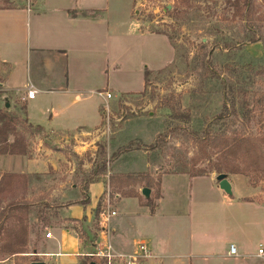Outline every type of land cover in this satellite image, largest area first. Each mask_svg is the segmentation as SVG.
<instances>
[{
  "label": "rangeland",
  "instance_id": "obj_1",
  "mask_svg": "<svg viewBox=\"0 0 264 264\" xmlns=\"http://www.w3.org/2000/svg\"><path fill=\"white\" fill-rule=\"evenodd\" d=\"M8 1L21 4L27 0L4 2ZM109 17L113 32L112 62L113 67L119 68L107 75L108 86L102 76L88 81L89 88L104 87L112 93V99L100 108L102 124L88 134L78 133L67 138L55 135V139L45 141V152L38 147V139L43 134L27 130L20 123L17 125L16 137L23 144L24 157L37 155L41 159L44 156L56 167L50 165L45 176L17 174L10 187L5 188L3 208L20 204L28 208L10 212L12 216L6 228L16 227L21 219L20 227H28V242L24 254L2 255L0 261L12 258V264H28L38 259L33 252L42 249V240L50 226L73 225L63 223V209L69 204L89 211L91 222L84 226L89 232H97L99 225L94 212L98 203L105 208L109 192L115 208L118 203L115 193L121 192L114 185L110 187L111 176L137 171L146 147L159 143L163 148L158 161L163 167L162 174L175 170L179 162V169L185 166L192 174L206 171L218 183L219 174L214 168L223 167L230 172L227 177L239 198L264 205V77L248 74L254 83L246 89H235L239 116L217 123V118L228 112L224 103L230 102L233 96L227 86L238 84L241 60L264 58V0H114ZM139 29L145 34H140ZM83 60L84 57L82 63L86 67ZM24 68L7 70L8 88L23 86ZM147 72L148 83L144 88ZM21 94L8 92L5 97H22ZM37 97L29 106L37 116H42V110L50 106V97ZM3 98L0 96L1 110L22 122L23 102L9 103ZM93 98L103 102L96 95ZM8 103L16 105L7 108ZM244 106L252 113L249 121L241 115ZM174 113L189 116L190 120L174 119ZM209 130L213 132L212 139L219 136V141L215 143L216 148L212 141L203 149L204 143L197 144L196 140L202 139ZM237 136L248 138L255 151L248 154L243 147L234 152L224 151L225 138ZM129 148L132 150L127 151ZM104 162L107 174L96 175ZM168 164L171 166L167 167ZM90 178L99 179L94 184L102 189L100 196L91 195L89 190L85 192V181ZM174 179L169 175L165 180L166 200L156 216H151L148 208L132 199L121 208L122 214L140 213L138 226L144 229L155 254L164 264H190V260L194 264L205 261L206 264H234V259L218 257L217 253L209 259L198 260L196 255L206 246L205 236L219 232L230 237L233 232L240 235L248 229L264 232V208L229 198V205L221 206L214 215L208 214L201 205L207 199L212 200V195L219 190L213 187L211 191L212 180L202 179L193 188H183L184 181L177 179L176 183ZM59 184L64 186V196L57 195ZM217 193L220 198L222 194ZM257 249L258 244L248 242L246 250L251 257L245 259L251 264L258 261L252 256ZM25 254L28 256H22ZM138 263L149 264V259Z\"/></svg>",
  "mask_w": 264,
  "mask_h": 264
},
{
  "label": "crops",
  "instance_id": "obj_2",
  "mask_svg": "<svg viewBox=\"0 0 264 264\" xmlns=\"http://www.w3.org/2000/svg\"><path fill=\"white\" fill-rule=\"evenodd\" d=\"M4 1L7 0H0V96H4L3 101L17 102V104L20 101L23 102L20 112L24 119L33 126L43 128V140L38 139L39 151L42 148V151L45 152L47 150L45 141L55 139V135L67 138L70 135L88 134L96 130L103 120L100 108L107 102L98 93H111V91L104 87L89 88L88 81L102 76L108 86L107 75L113 69L119 68L118 65L113 67L114 60L112 62L111 56L113 32L109 25V7L114 0H27L21 4L17 1L14 4H11L10 1L5 4ZM140 34L144 35L145 33L140 30ZM85 52L87 55L83 56ZM83 57L86 67L82 63ZM89 63H93V65L91 66ZM19 66L25 67L23 72L25 78L21 83L23 86L8 88L7 70H15ZM30 86L38 92L37 95L50 97V106L42 110V116H37L29 106L30 103L38 99L37 96L34 100L28 99V87ZM145 86L146 79L144 88ZM7 91L15 94L22 93L20 95L22 97L9 99L5 97ZM94 95L104 103H98L93 98ZM2 108L1 105L0 111ZM44 112L48 114L47 118H44L46 115ZM34 117H38L41 121ZM148 154L147 151L142 153L140 163L136 166L137 171L127 173L150 171L154 173V177L158 176L159 173L156 174V172L159 169L149 165ZM50 165L56 167L50 158L44 156L41 159L37 155L30 158H26L24 155L0 156V182L5 173L45 176L49 172ZM169 175L175 178L174 182L177 179H182L185 183L183 188L187 186L193 188L195 183L202 179L210 178L212 180L211 191H214L213 187L218 188L217 192H220L222 196L219 198V195H215L219 193L215 192L212 195V200L207 199L201 205L205 213L214 215L221 206L229 205V198L232 201L255 204L264 208V205L239 198L235 186L230 180L233 197L228 196L220 189L219 183L212 175L191 177L188 174H163L161 176V197L155 200L157 204L155 213L152 214L150 208L145 206L140 199L141 196L145 201H148L142 195L144 187L137 186L135 188L136 197L116 196L117 207H112V210L117 214L110 220L106 228L98 224V238L94 247L96 248L98 244L111 243L117 252L132 255L138 245L144 243L153 254V258L149 259V264H164L162 258L155 254L151 241L146 238L144 229L138 226L140 213L128 214L125 212L122 214L121 208L124 202L132 199L136 200L141 207L148 208L151 216H156L161 204L166 200L165 180ZM60 185L61 190L60 188L57 190V195L63 194L64 196V186ZM96 186L99 185L91 184L89 192L93 196H100L102 189L100 190ZM176 193H179L178 188H176ZM150 199H155V190H151ZM63 210V223L73 225H62L58 228L50 226L48 233H51V238L45 236L42 240V249L33 252L39 258L33 259L28 264L34 261H43L46 264H82L83 255L95 250L94 247L82 241L78 230V228L82 229V224L91 222L90 212L83 210V207H78V205L68 208L65 206ZM83 216L88 218L84 219ZM99 221L100 217L98 223ZM249 241L258 244L257 252L252 254L258 260L255 264H264V258L258 255L259 250L264 247V232L257 230L255 233L253 229H248L240 235L233 232L230 237L219 234V232L209 233L205 236L206 246L196 256H198V260L209 259L217 253L218 257L234 259V264H251L245 259L251 257L246 250ZM231 245H235L237 248L236 256L230 255ZM22 256L27 257L28 255ZM12 262V258H7L0 261V264H12ZM189 262L194 264L193 260ZM203 264H206V261Z\"/></svg>",
  "mask_w": 264,
  "mask_h": 264
},
{
  "label": "trees",
  "instance_id": "obj_3",
  "mask_svg": "<svg viewBox=\"0 0 264 264\" xmlns=\"http://www.w3.org/2000/svg\"><path fill=\"white\" fill-rule=\"evenodd\" d=\"M6 4V3H5ZM6 6V5H4ZM243 60V61H242ZM241 63L242 66H240L241 71L238 73V84H229L227 86L228 92L232 94V98L230 102L224 103V108L228 112H226L225 115L219 116L217 118V123L219 122H227L229 117L234 116L238 117L239 112L237 111V100L235 97V89L244 87L246 89L249 84L254 83V79L252 76H249L248 74H254L255 76L261 75L264 77V58L258 59V58H253L252 60H246L242 59ZM237 69L234 68L233 71L235 72ZM257 72V73H256ZM148 73L146 74V86L148 83ZM215 76V75H213ZM249 95V94H248ZM256 95L255 93L252 94V96ZM247 107V106H246ZM245 106L241 110V115L249 121L252 118V113L250 110H248ZM229 108L232 109V113L229 112ZM169 109V108H168ZM174 119H182V120H190L189 116L185 115H180L178 113L173 114ZM20 120L18 119L17 116L15 115H10L9 113L5 111H0V156L4 155H12V156H21L25 155V149H23V144H21L20 139L16 137V129L17 125L20 123L23 126L26 127L27 130L30 131H36V134H43L44 130L41 126H33L28 123L26 119L23 118L22 122H19ZM213 132L206 131L204 132V136L202 139L198 138L196 140L197 144H203L201 145L203 149L210 145V143L213 141L212 146H217L215 143L219 141V136H217L214 140L212 139ZM45 136V135H44ZM10 138H13L14 140L11 141ZM226 137L224 140V147L223 150L229 153L230 151L234 152L236 151L237 148L241 149L242 147L245 149V152L248 154H251L253 151H255V148L253 147L254 144L246 137H230V139ZM131 148V147H130ZM127 149V151H130L132 149ZM139 149V148H137ZM148 154V163L151 167H157L159 170L156 174H158L157 178L155 179L154 173L153 172H130V173H125L122 175H113L110 178V187L115 186L117 187L118 190H120V193H115L116 196L120 195L123 197H136L137 193L135 191V188L137 186L148 188L151 190H155V199H150L148 201H145L141 196L140 199L144 203L145 206L149 207L151 210V213L154 214L156 211V201L161 197V176L163 167L160 165L158 162L160 160V157L163 155V148L162 144L159 143V145H154L150 148L145 149ZM226 159V156H225ZM227 160V159H226ZM184 164V163H182ZM171 165L168 164L167 167ZM179 162H177V165L174 167L175 170L171 172H166L165 174H188L191 177H200V176H205L207 174L206 171H200L197 173L192 174L191 172H188L185 168V166H182V169H179ZM226 168V166L224 167ZM214 171H216L219 175L225 174L227 175L228 171L226 169H223V167H218L214 168ZM191 173V174H190ZM100 176H105L107 174V164L106 162L102 163L101 167L99 168L98 172L96 175ZM18 175L17 174H10L6 173L0 182V256H5V255H21L25 253V249L27 246V225L23 227V225L20 227L21 224H23V221L20 219V223L14 227V228H6V222L14 212L17 211H26L28 208L22 204L20 205H9V216L7 214L8 208H3L2 204L4 203V198L3 194L6 191V187H10L12 184V179L16 178ZM99 178V177H97ZM99 181V179H97ZM96 179L90 178L88 181H85V192L89 190V186L91 184H94L97 182ZM71 204H69L70 206ZM10 212L12 214L10 215ZM102 212V206L101 204H98L95 212H94V218L96 221V225L98 224V220L100 217V214ZM45 222H47V219H45ZM98 226V225H97ZM98 229V227H97ZM98 238L97 232L94 231H88V228L85 227L82 224V229H81V239H84V243L94 247V243ZM95 248V247H94ZM82 259V264H107L105 260H98V259H91L88 257H83Z\"/></svg>",
  "mask_w": 264,
  "mask_h": 264
},
{
  "label": "built area",
  "instance_id": "obj_4",
  "mask_svg": "<svg viewBox=\"0 0 264 264\" xmlns=\"http://www.w3.org/2000/svg\"><path fill=\"white\" fill-rule=\"evenodd\" d=\"M27 97L30 100H34L38 94L36 90L30 86L28 87ZM100 97H102L105 101H109L112 99V94L109 92H100L98 93ZM105 199V208H102V212L100 215V224L103 228H106L110 222V220L116 216V212L112 210L111 204V195L108 192ZM105 230V229H104ZM47 238H51V233H47ZM97 245V243H96ZM230 255H237V248L235 245H231L230 247ZM258 255L264 258V247L259 250ZM84 257H88L91 259H100L105 260L107 264H136L141 260L151 259L153 258V254L147 245L144 243H140L137 247V250L132 255H125L117 252L111 243L108 244H98L93 252H88L83 255Z\"/></svg>",
  "mask_w": 264,
  "mask_h": 264
},
{
  "label": "water",
  "instance_id": "obj_5",
  "mask_svg": "<svg viewBox=\"0 0 264 264\" xmlns=\"http://www.w3.org/2000/svg\"><path fill=\"white\" fill-rule=\"evenodd\" d=\"M1 86V85H0ZM9 107V104H7V108ZM217 181L219 183L220 189L225 192L228 196L233 197V187L225 174H221L217 177ZM142 195L146 200H149L151 198V190L148 188H144L142 190ZM31 264H46L43 261H34Z\"/></svg>",
  "mask_w": 264,
  "mask_h": 264
}]
</instances>
